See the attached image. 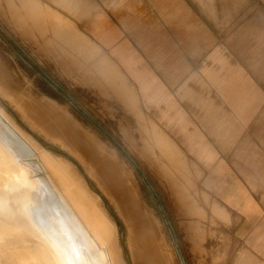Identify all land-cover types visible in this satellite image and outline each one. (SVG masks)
I'll return each instance as SVG.
<instances>
[{"label":"rangeland","instance_id":"rangeland-1","mask_svg":"<svg viewBox=\"0 0 264 264\" xmlns=\"http://www.w3.org/2000/svg\"><path fill=\"white\" fill-rule=\"evenodd\" d=\"M70 18L55 0H0V108L100 199L124 264H230L231 221L206 194L204 171L141 112ZM17 106L45 135L29 128ZM141 224L152 232L142 256Z\"/></svg>","mask_w":264,"mask_h":264},{"label":"crops","instance_id":"crops-1","mask_svg":"<svg viewBox=\"0 0 264 264\" xmlns=\"http://www.w3.org/2000/svg\"><path fill=\"white\" fill-rule=\"evenodd\" d=\"M55 3L204 171L231 221L230 264H264V0Z\"/></svg>","mask_w":264,"mask_h":264},{"label":"bare ground","instance_id":"bare-ground-1","mask_svg":"<svg viewBox=\"0 0 264 264\" xmlns=\"http://www.w3.org/2000/svg\"><path fill=\"white\" fill-rule=\"evenodd\" d=\"M17 108L29 128L46 133ZM48 109L58 113L53 105ZM41 117L49 132H56L47 120L51 116L43 112ZM123 201L134 217V202ZM148 226L139 229L141 256L144 243L152 244ZM0 264H124L116 227L100 199L70 163L55 160L1 108Z\"/></svg>","mask_w":264,"mask_h":264}]
</instances>
